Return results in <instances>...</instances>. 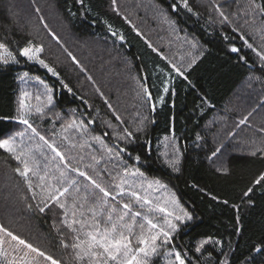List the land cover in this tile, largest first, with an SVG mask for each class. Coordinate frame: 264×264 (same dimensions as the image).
<instances>
[{
    "label": "trees",
    "instance_id": "16d2710c",
    "mask_svg": "<svg viewBox=\"0 0 264 264\" xmlns=\"http://www.w3.org/2000/svg\"><path fill=\"white\" fill-rule=\"evenodd\" d=\"M116 2L119 11L110 0L36 1L24 19L15 20L0 0V43L15 57L0 63V139L24 132L16 143L32 150L41 173L47 168L58 176L56 167L69 165L65 179L76 184L61 197L69 222L73 210L90 218L87 209L102 198L72 168L113 194L125 168H138L144 175L137 178L169 188L192 219L177 222L170 242L149 264H162L165 249L173 260L180 252L186 264H264V181L255 183L264 174V0ZM67 38L95 40L105 63L89 52L80 71L59 47ZM189 41L199 45L190 60ZM33 44L44 48L55 75L20 55ZM173 54L186 55L188 64L172 62ZM28 77L44 84L41 95L29 91L33 98L25 112L39 136L17 119L27 87H39ZM73 121L77 127L68 128ZM40 136L56 145L63 162ZM165 146L177 152L175 159L164 154ZM22 165L0 149L4 227L61 264H89L75 258L71 245L77 233L64 223L65 209L50 203L39 211L41 189L32 183L34 198L16 171ZM105 199L106 207H119ZM145 206L134 210L147 213ZM202 240L208 242L196 252Z\"/></svg>",
    "mask_w": 264,
    "mask_h": 264
},
{
    "label": "snow or ice",
    "instance_id": "6c2138e0",
    "mask_svg": "<svg viewBox=\"0 0 264 264\" xmlns=\"http://www.w3.org/2000/svg\"><path fill=\"white\" fill-rule=\"evenodd\" d=\"M185 6L186 0H185ZM251 47V45H248ZM0 49L5 50V54H0V62L4 64L9 63V59L15 62V57L7 52L4 44H0ZM43 49L40 47L24 48L21 50L20 55L27 57L28 60L35 59L39 64L44 67H48L44 64L43 60H40L38 54ZM232 51H237L233 48ZM261 60H264V55H261ZM49 72L55 75L53 69L48 68ZM27 75V74H25ZM71 91V89H69ZM167 91V88H165ZM24 93V96H27ZM39 99V97H37ZM48 102L51 103V96L48 97ZM25 104L24 100H20V115L17 117L19 123L27 125L32 130L34 135L39 136V133L29 123L26 118L24 111ZM39 112L40 109L37 108ZM244 123V121H241ZM77 127L76 122L73 121L68 125V128ZM67 131V129H65ZM24 132H16L14 135H6V138L0 139V149H4L6 152H10L13 157L21 161L23 164V170L17 168V173L24 178L28 185L29 191H33V184L29 179V173L34 177H38L39 184L37 187L41 189L43 207L39 208V211L44 212L45 208L50 203H55L61 209H65V220L64 223L73 232L77 233L74 238L75 242L71 247L75 251V258L77 261H83L87 258L89 264H149V259L158 254L159 248L163 244L170 242L172 233L177 231L178 223L184 220H191L192 217L187 211L179 206L173 199L172 203L175 208L179 211H169L168 207L156 205L159 212L164 213L162 223L156 222L152 216L148 213H142L134 210V206L139 204L141 207L144 205H151L152 200L149 199L147 190L144 195H141L140 191L136 189L134 182H130L128 177H143L144 173L138 168L134 170L124 169L125 177H122L120 183L115 184V194L109 191L108 188L104 187L96 180L92 179L87 175L85 171H81L77 168H72L71 171L77 172L79 176L89 180L95 189L102 193V198H98L94 201L93 206L88 208L87 211L91 213V217H85L84 212L77 213L73 210L71 222L67 219V205L61 202V197H65L69 194L70 187H74L76 182L74 180H66L67 173L64 169L69 168V165L65 164L64 169L59 166L56 167L55 171L59 175L50 174V169H45L44 174L41 175L39 168V161L32 155V150L26 147H21L16 143L17 136H24ZM129 135H131L129 133ZM95 139L99 140V137ZM40 140L44 141L46 145L56 157L60 158V161L65 160L64 155L57 149L54 143H50L45 140L43 136H40ZM121 152L125 151L120 149ZM219 151V149L217 150ZM111 153V150H109ZM43 155V153H41ZM119 155V153H117ZM215 155V153L213 154ZM55 157H53L54 159ZM47 159V157H46ZM139 159V157H137ZM175 163V162H174ZM53 181H58L60 186L54 184ZM264 181V174H261L255 181L256 184ZM65 183L68 186H64ZM159 185V181L155 182ZM127 186V187H126ZM152 188V184L148 185ZM163 187V185H160ZM79 192L80 189L76 188ZM252 189L249 188L248 192ZM248 192L245 195H248ZM127 194L129 197L128 202L123 201V196ZM36 193L33 191V197L35 198ZM111 197L115 204L119 207L108 205V200L105 198ZM117 197H121L117 200ZM87 197H85V200ZM75 204V198H74ZM83 208V204L80 205ZM79 225V228L74 227ZM139 229L137 232L136 229ZM162 238V239H161ZM15 242V243H13ZM207 240H202L196 247V252H200ZM8 245L6 248L5 245ZM67 247V245H65ZM259 251V249H257ZM35 254L34 256L32 254ZM175 259L170 261L169 264H186L185 259L182 257L180 252L174 253ZM38 257H43L44 260L49 261L50 264H60V261L54 259L52 256L47 255L45 252L34 247L31 243L21 237L13 234L3 226H0V264H40Z\"/></svg>",
    "mask_w": 264,
    "mask_h": 264
},
{
    "label": "rangeland",
    "instance_id": "374dc122",
    "mask_svg": "<svg viewBox=\"0 0 264 264\" xmlns=\"http://www.w3.org/2000/svg\"><path fill=\"white\" fill-rule=\"evenodd\" d=\"M36 1L39 4H42V2H43V0H4V3L7 5L8 14L10 16H12L13 19L16 20V17H20V18L24 19V17L26 16V12L27 13H30L31 6H33L34 3H36ZM110 1H111V7H114V8H116L119 11V9L117 8L118 5H117L116 0H110ZM28 15H32V14H28ZM134 22H136V18L134 19ZM67 39H68L67 42L64 43V45L61 44L59 47H63V50H64L65 54L67 55V53H68L67 57L68 58H71V60L75 63V65L77 66V68H80L79 69L80 71H82L83 68H84V67H81L82 65L80 63V60L83 63H86V58L87 57L85 55H90L89 52H91V54L92 53L95 54L97 56V58H99V56H98V54H99L98 50H99V47L100 46H98V49H96V43L97 42L95 40H90L88 38H81L80 40L79 39H76V38H67ZM259 43L260 44L262 43L261 42V39H260ZM188 44L191 47V53H189V55L191 57V58H189V60H190V59H193L194 58V56H195L194 51H195L196 48H199V45H196V43H194L193 41H189ZM36 47H40V48L43 49V51L38 54V57H39L40 60H43L44 61V64H46L48 66L47 68H50L49 64L46 62L47 60L44 58V56L46 55V52H45L44 48L41 45H39V44H36V45L33 44V45H30L27 48L34 49ZM260 47L262 49H264V44L262 43V45ZM5 49L7 50V52H9L6 47H5ZM180 51H182V49L178 50V53H180ZM0 54H5L6 55L5 50L0 49ZM11 55L13 56L12 53H11ZM261 55H264V52H260V58H261ZM185 57H186V55H174V60L175 61L172 60V62L178 63V64H182V65H187L188 62H186ZM30 61H36V60L33 59V60H30ZM10 62H13V61L11 59H9V63ZM100 62H102V64H104L105 63V60L104 59H100ZM0 63L3 64V62H0ZM98 64L99 63H96L95 64V66L97 68H99L97 66ZM29 79L32 80V81H36L34 83H35L36 86H39V87L31 86L32 89H28V87H27V90L28 91L26 93L28 95L27 96H24V97H21V99L24 100V104H25L24 111L25 112L30 108V101L32 100L30 98H33L32 95L33 94H37V93H40V95H41L42 94L43 85H44V84L41 83V81L39 79L37 80L36 78H33V77H31ZM29 91H31L33 93L31 96H30V92ZM168 142H169V139L167 141L163 142V143H166V145H167ZM167 149L168 148L166 146L163 147V150L162 151H164V154L167 155V156H171V158H174L175 159V156H177V155H175V153L177 154V152L175 150L174 151H168ZM40 174L43 175L44 173H41L40 172ZM129 180H130V182H134V184L136 186V189L138 191H140L141 195H144L145 194V191L144 190H147V193L149 195V199L152 200V204L151 205H146V206L144 205V206L147 208L146 209V212L150 216H152L154 220L158 219V217H157V215H158L159 216V219H160L159 222L162 223L163 217L165 215L164 213H161V212L158 211V209L156 208V205L157 204H159L160 206H166V207H168L169 211H177V212L179 211L178 209L175 208L174 204L172 203L174 197H173L171 191L169 190V188H167L165 185H163L160 181H159V185H158V184L155 183L157 181L155 179H148L147 178L148 181H144V180H141V179H139L137 177L136 178L129 177ZM31 182L32 183L33 182H36V184L38 185L39 184L38 177H34ZM150 183L152 184V188H149L148 187V185ZM160 185H163V187H160ZM37 188L39 189V187H37ZM175 202H176V200H175ZM15 209H16L15 207H14V209H12V213L13 214H15L17 212V209L16 210ZM155 211H157V212H155ZM0 226H3L4 227V224H2L1 220H0ZM4 228H6V227H4ZM7 230H9V229H7ZM13 234L19 236L16 233H13ZM19 237H21V236H19ZM13 243H15V242H13ZM5 247L7 248L8 245L6 244ZM34 247H36V246H34ZM38 249L41 250V248H38ZM171 253H172L171 250L165 249L164 252L162 254H160L161 255V259L163 260L162 264H169V262L173 260V255H171ZM32 255L34 256L35 254L33 253ZM53 258L56 259L55 257H53ZM37 259L39 260L40 264H50V262L44 260L43 257H38ZM56 260H58V259H56Z\"/></svg>",
    "mask_w": 264,
    "mask_h": 264
},
{
    "label": "water",
    "instance_id": "95a60500",
    "mask_svg": "<svg viewBox=\"0 0 264 264\" xmlns=\"http://www.w3.org/2000/svg\"><path fill=\"white\" fill-rule=\"evenodd\" d=\"M151 105H152V101H151Z\"/></svg>",
    "mask_w": 264,
    "mask_h": 264
}]
</instances>
